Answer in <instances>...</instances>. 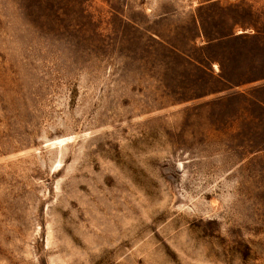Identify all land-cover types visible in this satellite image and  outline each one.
Segmentation results:
<instances>
[{"label": "rangeland", "instance_id": "obj_1", "mask_svg": "<svg viewBox=\"0 0 264 264\" xmlns=\"http://www.w3.org/2000/svg\"><path fill=\"white\" fill-rule=\"evenodd\" d=\"M0 264H264V0H0Z\"/></svg>", "mask_w": 264, "mask_h": 264}]
</instances>
